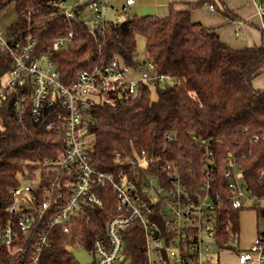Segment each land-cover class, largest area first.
<instances>
[{
	"label": "trees",
	"instance_id": "1",
	"mask_svg": "<svg viewBox=\"0 0 264 264\" xmlns=\"http://www.w3.org/2000/svg\"><path fill=\"white\" fill-rule=\"evenodd\" d=\"M50 0H0V12L14 8L17 13L33 10L29 21L17 19L8 27L9 39H22L30 33L40 48L68 30L74 43L53 55L63 84H70L80 69L104 66L118 57L121 63L137 69L150 60L156 73L174 78L171 83L150 86L139 83L134 94L114 82L92 104L94 120L88 131L94 143L88 150L94 168L116 173L134 160L143 149L177 160L181 172L197 185L202 149L192 138L212 136L217 164L215 188L224 193L223 164L234 159L244 180L255 192L264 190L255 172L264 164V89L251 81L264 71V35L259 46L233 48L222 41L214 28L191 19L192 10L209 3L228 22L235 21L222 0H170L165 17L127 16L120 23L109 22L103 35H92L77 17L67 21L51 16ZM137 37L144 39L146 57L137 56ZM11 68L8 55L0 52V78ZM152 95H155L153 98ZM20 121L11 99L0 109V222L3 208L10 203L9 190L19 183L18 175L35 169L36 162L57 157L63 143L49 132L47 118L34 122L27 111ZM172 137L171 141L166 136ZM259 136L258 141L254 138ZM167 147V149H165ZM192 170L193 176L188 174ZM149 172H153L152 167ZM103 209L93 210L89 222L77 221L70 234L59 229L49 232V246L38 264H77L67 247L90 252L97 238H105V224L115 215V198L109 191ZM226 203L217 211L215 246L235 250L239 234V213ZM264 213L257 214V220ZM124 253L131 264H148L142 237L134 229L124 232ZM27 258L8 255L0 249V264H26Z\"/></svg>",
	"mask_w": 264,
	"mask_h": 264
},
{
	"label": "built area",
	"instance_id": "2",
	"mask_svg": "<svg viewBox=\"0 0 264 264\" xmlns=\"http://www.w3.org/2000/svg\"><path fill=\"white\" fill-rule=\"evenodd\" d=\"M253 1L264 35V0ZM133 5L134 0H124L120 8L111 7L109 0L49 1L51 16L67 21L77 17L92 35L96 31L103 35L109 22L124 21ZM110 10L111 19L107 16ZM208 10L214 12L211 4ZM33 14V10L21 11L17 17L29 21ZM8 27L0 23V52L11 60V68L0 78V109L11 99L20 121L24 111L34 122L47 118L46 129L60 137L63 149L57 157L36 162L35 169L19 174L18 185L9 190L10 203L3 208L5 219L0 222V249L5 253L26 257V264H38L49 246L50 230L70 234L77 221L89 222L93 210L103 209L108 191L115 198V215L105 224V238H97L91 251H86L89 264H131L124 253V232L131 228L141 234L148 264H216L210 246L215 245L220 207L226 203L235 210L264 213V190L257 193L249 187L234 159L223 164L224 193L215 188L213 143L221 141L212 136L192 137L202 149L195 188L177 160L145 149L116 173L94 168L88 150L95 140L88 124L94 120L91 105L98 102V96L114 82L134 94L139 83L163 85L174 78L157 74L150 60L134 69L115 56L107 65L80 69L65 85L53 55L74 43V32L61 33L40 48L30 33L10 40ZM150 167L153 172L148 171ZM188 174L193 176L191 169ZM255 175L262 184L264 164ZM260 219L264 222V215ZM237 261L264 264V229L237 254Z\"/></svg>",
	"mask_w": 264,
	"mask_h": 264
},
{
	"label": "crops",
	"instance_id": "3",
	"mask_svg": "<svg viewBox=\"0 0 264 264\" xmlns=\"http://www.w3.org/2000/svg\"><path fill=\"white\" fill-rule=\"evenodd\" d=\"M117 0H109L110 6L118 8L117 6L123 4L124 0L120 3H115ZM135 1V0H134ZM194 0H178L179 3L175 8H183V2ZM225 6L232 11L233 15L237 17L235 21H227L218 13H210L208 10L209 3L191 11V19L199 22L204 27L214 28L219 35L220 39L233 48H243L248 46H259L262 40L260 31V17L256 11V5L253 0H222ZM135 4V2H134ZM113 14V11L110 10ZM131 14H128L130 16ZM253 89H264V71L256 76L251 81ZM255 218L257 215L255 213ZM257 223V219H256ZM258 232V225L254 227L252 235L247 239L246 245L248 247ZM243 247V248H244ZM228 250V251H226ZM245 250V249H244ZM216 264H239L237 256L229 249H221L216 254ZM245 264H256L249 262Z\"/></svg>",
	"mask_w": 264,
	"mask_h": 264
},
{
	"label": "rangeland",
	"instance_id": "4",
	"mask_svg": "<svg viewBox=\"0 0 264 264\" xmlns=\"http://www.w3.org/2000/svg\"><path fill=\"white\" fill-rule=\"evenodd\" d=\"M135 4L130 7L128 10V14H135L138 17H144L148 15H156L158 17H165L168 14V5L170 0H135ZM115 3H120L121 0L115 1ZM123 4L117 6L120 8ZM108 18H112L113 14L109 11L107 12ZM17 19V12L14 8H10L9 10H5L0 12V23L3 27H8ZM137 56L138 59L142 60L146 57L144 52V39L142 37H137ZM154 98L155 95H152ZM255 212L249 209H243L239 213V234L237 237V241L233 244L235 250H231L234 254L242 252L244 249L248 247H244L246 245L247 239L250 235H252L254 231V227L257 224L258 230L264 229V222L262 219H258L256 223ZM244 247V248H243ZM219 249L212 245L210 246V252L213 254H217ZM228 251V250H226Z\"/></svg>",
	"mask_w": 264,
	"mask_h": 264
},
{
	"label": "water",
	"instance_id": "5",
	"mask_svg": "<svg viewBox=\"0 0 264 264\" xmlns=\"http://www.w3.org/2000/svg\"><path fill=\"white\" fill-rule=\"evenodd\" d=\"M67 251L71 253L77 264H89L90 255L85 250L73 251L71 247H67Z\"/></svg>",
	"mask_w": 264,
	"mask_h": 264
}]
</instances>
